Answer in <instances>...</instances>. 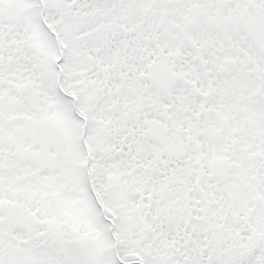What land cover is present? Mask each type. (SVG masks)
<instances>
[{
  "label": "snow or ice",
  "instance_id": "snow-or-ice-1",
  "mask_svg": "<svg viewBox=\"0 0 264 264\" xmlns=\"http://www.w3.org/2000/svg\"><path fill=\"white\" fill-rule=\"evenodd\" d=\"M0 264H264V0H0Z\"/></svg>",
  "mask_w": 264,
  "mask_h": 264
}]
</instances>
